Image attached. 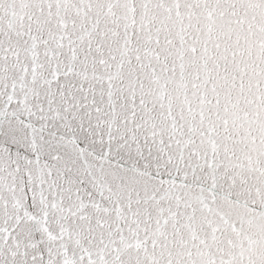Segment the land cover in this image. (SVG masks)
Segmentation results:
<instances>
[{"label":"snow or ice","instance_id":"snow-or-ice-1","mask_svg":"<svg viewBox=\"0 0 264 264\" xmlns=\"http://www.w3.org/2000/svg\"><path fill=\"white\" fill-rule=\"evenodd\" d=\"M0 264H264V0H0Z\"/></svg>","mask_w":264,"mask_h":264}]
</instances>
